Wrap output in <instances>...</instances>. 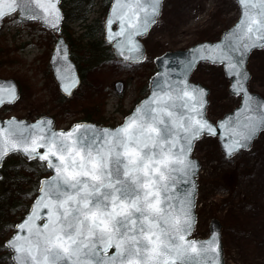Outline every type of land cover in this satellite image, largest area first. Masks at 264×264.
<instances>
[{
    "label": "water",
    "instance_id": "obj_1",
    "mask_svg": "<svg viewBox=\"0 0 264 264\" xmlns=\"http://www.w3.org/2000/svg\"><path fill=\"white\" fill-rule=\"evenodd\" d=\"M234 1L239 8V16L233 25L221 32L220 37L217 40H203L183 49L164 52L153 59L155 71L148 79L147 94L133 106L131 111L124 117L123 121L119 125L110 127L97 125L96 123L92 122H74L68 128L56 129L54 127V120L49 115L40 116L33 121L20 119L14 116L6 119L0 118V147L3 146V141L5 140H10L12 141V143L17 145V148L15 150H8L5 152L2 159H0V168L2 166L3 160L13 153H19L26 160H37L28 157L27 154L23 152V145L21 144L20 140L17 137L10 135L12 129H18L22 131L25 137H30L34 134L36 136L44 135L47 138L51 135L52 132L65 134L71 132L72 135L70 137L58 138L66 139V142L70 145L72 144V141L77 142L76 148L78 151H81V154L84 157L86 168L88 170H91L92 162L103 157L108 163V169H111L112 171V179H120L124 181V183L129 185V187L133 190L130 196H128L127 198L120 197V199L116 203L117 211H122V209L120 208L121 202L127 204L129 206L128 211L131 212L132 219L137 221L136 225L133 227V230L128 233L129 236L136 237V243L133 244L132 241L129 240L125 244H123L121 249V257H118V261L120 259H123L124 264H224L223 247L221 240L222 225L218 219L212 218L208 222L207 237H191L196 222V176L200 167L198 159L192 156L194 146L189 153V158L193 162L194 166L198 164L196 174L194 176L190 175L187 177L188 183L178 182V186L173 189V185L167 180L161 181L159 179V173L155 171V168L157 167H159L161 171H165L163 165H159L156 163V161L161 158L160 149L158 147L151 149L150 151L149 149H145L142 146L138 147L134 143L129 145L130 148H133L136 151L140 152L141 157H147L155 153L151 161H148L147 159L144 160V163L148 164V169L146 170L148 172V175L146 176L143 163L140 164L139 169H137L134 165L128 163L129 157L124 155L123 147L115 145L116 137L113 134H115L118 129L123 128L128 123L134 122V126L138 125L140 123V118L144 115L145 108L150 107L163 109V112H155L151 113V115H156L159 118L163 119L165 123L172 129L173 136L178 138L180 143H183L184 141L182 137L185 135V133L180 125L187 124L188 115H195L194 113H191L188 108L184 107V105L185 103L193 104L202 99L206 101V103L203 105V108L201 109L204 118L212 125L216 126L215 136H202L216 138L219 151L225 159L233 157L240 151L249 150L253 140L263 130H257L254 138L250 141V144L248 146L235 150L231 146V141L227 139V130L223 131V136L225 139L221 140L219 138L221 134V129L218 126L219 121L224 120L226 117L233 114L236 109L240 108L243 105V97L239 94L240 89L237 88V94H233L232 84L235 83V78H230L229 75H226L225 66L219 65L222 68L225 79L228 81L227 91L232 96L238 97L239 103L231 111L224 113L215 122H212L206 115V107L208 104L207 98L209 94L208 87L202 85L201 83L191 81V75L198 64L204 63L198 60L199 55L205 51V49L201 46H213L223 43L226 34L233 32L239 34L240 32L246 31L248 27L247 21L249 19L254 18L256 20H260L262 18V15H264V4H262L261 0H244L243 5L239 2V0ZM40 2L48 4L49 0H40ZM51 2L55 6L57 14L60 16V19L57 22L58 27L55 29L52 28L48 23H46V14L41 8L36 5L34 0H29L27 11L21 12L20 10H17V12L13 14H16L17 18L22 21H36L42 28L51 31L56 35V40L48 58V66L51 71L52 78L57 85L59 93L65 97H70L74 90L79 87L81 79L74 61L70 58L69 46L64 37L60 35V29L64 19L63 11L60 7L61 0H51ZM162 2L163 0H158L157 12L154 16V22L148 25L147 30L142 29V34L132 37L133 40L138 42V44L141 46L139 50H136L132 49L126 44V36L116 35L121 30L119 15H125L127 19V17H131L132 13L135 12L136 16L133 17V19L137 20L138 23H142L145 16H148L149 18L153 17V0H139V3L142 7H137L136 0H110V4L104 16V21L102 24L103 39L107 44L110 45L114 56L118 60L128 63L143 62L145 55V46L141 41V37L144 36L155 24L161 11ZM245 13H247V15H245ZM34 14L35 18H33ZM10 15H7L6 17ZM3 19H0V28L2 26ZM109 20L112 21L111 24L109 23ZM241 20H245L246 23L240 29H238L237 26L240 25ZM132 31L133 29L129 27L128 23L126 22V35ZM257 43L259 44L260 42L257 41ZM262 48L264 47L257 46L254 47L250 52H248L245 57L246 62L242 66L246 68L247 73L249 74L245 82V89L251 98L250 104L254 105H264V96H261L260 94L255 93L248 88L250 72L247 68V60L252 51L260 50ZM125 57H127V59H125ZM193 60L196 61L195 68L188 74L187 77H185V66ZM208 63L212 64L211 62ZM185 79L187 80L188 84L199 86L200 89L206 90V95L201 96L199 90H194L192 88L183 89L182 85L179 88L168 87V84L179 85L180 82ZM113 86L117 94L122 93L124 87L123 82L116 81L114 82ZM183 90L191 92L196 99L189 101L187 97L183 96ZM13 91L17 98L14 101L9 102ZM154 92L158 94L155 98L153 97ZM0 97H2L3 99V102L0 103V108L3 105H12L18 100L19 90L14 79L0 78ZM145 102L148 103L146 104ZM138 107L141 109L140 113L136 112V109ZM197 107H199L198 103ZM261 110L264 111V108H262ZM168 112L172 113L171 117L167 115ZM145 119L147 118L145 117ZM173 121H175V123H173ZM148 122L150 123V121ZM77 125H80L81 127L76 128ZM153 126L161 129V131L163 130V126L158 123ZM104 130H109V134H105ZM130 131H134V128L130 129ZM93 133H95V135H93ZM120 135L122 137L123 133H121ZM152 135L155 134L153 133ZM173 136H166V139L171 140ZM92 140H95V143H93L91 145V148H89V142ZM161 143L164 144L165 150H167L168 145L164 143V141H161ZM149 148H151V145L149 146ZM40 151L43 152L44 150L42 149ZM89 151H91L92 154L91 161L89 160ZM173 151L178 152L179 149L177 148ZM117 152L120 153L119 157L116 156ZM227 153L233 154L228 155ZM52 159L54 163H59V161L55 160V158ZM117 159L120 160L119 165L116 164ZM43 163L45 164L46 169L49 171V174L48 176L43 177L40 180L37 189V195L30 203L27 212L24 214L21 220L15 224L13 233L4 242L7 250L10 251V258L13 264H25V262L26 264H32L31 257L26 252H17L11 245H15L16 247H26L23 238H29V233L27 231V228L21 231L19 230L18 226L28 220L29 216L32 214L33 208H36L37 202L43 197L44 194L40 191V189L42 187L47 189L48 185L53 182L54 178L56 177L54 169H49L47 164L45 162ZM125 165H127V168L125 167ZM172 166L174 165H169V167ZM117 168L119 169L118 172L116 171ZM125 171H127L128 173L127 176L124 174ZM105 172H107V169L105 170ZM165 175L167 176L166 171ZM81 179L85 180L89 184L93 183L90 177H82ZM165 183L168 184L167 191H164L161 188V185ZM145 184L148 185L147 188L144 187ZM61 186L64 187L65 191H72L64 185ZM116 187H121V185H116ZM105 190L111 191L110 189ZM185 192L188 193V199L190 200V204H186L184 206L186 215L184 214V212H181V201L184 199ZM146 193L148 194V203H151L160 209L158 213L154 211L149 212L147 210V204L145 203ZM169 196L174 197V199L170 200ZM94 200L95 198L93 197V204L89 205V207L93 208V210H95ZM134 200L136 201L137 206L145 209L143 216L140 213L135 212V210L131 208ZM157 201H159V203H157ZM107 204L108 206L105 210L111 212V201H108ZM170 205L172 207H170ZM60 211L62 212V209ZM36 214L38 217L42 216V218H38L36 221H34V223L37 227L42 229L43 224L47 222V217L49 214L48 210L43 209L41 206L39 208H36ZM165 216L170 218V223L166 224L164 222L163 217ZM144 217H147L146 221ZM81 219H83V217H81ZM117 219H122V217H117ZM141 226L143 227V232H141L140 230ZM176 227L180 228L179 232H176ZM60 235H63V233H60ZM181 235L184 236L183 240L179 239V236ZM17 236H20L22 238L19 244H17L16 240L14 239ZM30 239L35 240L36 237L32 236ZM193 241L197 243L192 244L191 242ZM41 249L42 246L40 248H37L35 245H33L32 254L39 257L40 264H50L52 257L49 256L48 260L45 261L44 256L46 254L42 253ZM129 249L133 253L131 256L129 255ZM137 249H139L138 252L136 251ZM177 249L180 252L179 255H177ZM55 250L60 251L62 257L65 255L62 252V249L57 248ZM115 253V247H110L107 251V256H113ZM101 254L103 255V253ZM80 259L86 261L91 258L83 256L82 253ZM64 264H70V262L65 260Z\"/></svg>",
    "mask_w": 264,
    "mask_h": 264
},
{
    "label": "rangeland",
    "instance_id": "obj_2",
    "mask_svg": "<svg viewBox=\"0 0 264 264\" xmlns=\"http://www.w3.org/2000/svg\"><path fill=\"white\" fill-rule=\"evenodd\" d=\"M100 3L94 0L86 23L102 20ZM238 16L234 0H163L155 24L141 37L146 51L144 62L132 64L116 58L106 62L86 76L94 91L84 95V100L61 104L48 66L54 44L51 32L36 21L24 22L16 14L10 15L0 28V78L14 79L22 86L19 88L17 83L19 98L23 95L16 113L10 115H23L30 105L46 111L56 128H67L82 116V108L96 106L107 124L118 125L134 106L136 85L145 79L148 65L156 56L203 40H217ZM68 26L77 34L81 24ZM247 67L249 89L264 96V48L251 52ZM191 80L209 89L206 114L211 121L237 106L239 98L228 93L220 66L200 63ZM116 81L123 82L121 94L114 90ZM217 149L216 139L211 137H202L193 149V157L200 161L204 172L197 177L201 204L196 209L192 236L206 237L208 222L216 218L222 225L223 255L229 264H264V130L249 150L229 159L220 157ZM229 173L234 174L233 183L227 182Z\"/></svg>",
    "mask_w": 264,
    "mask_h": 264
},
{
    "label": "snow or ice",
    "instance_id": "obj_3",
    "mask_svg": "<svg viewBox=\"0 0 264 264\" xmlns=\"http://www.w3.org/2000/svg\"><path fill=\"white\" fill-rule=\"evenodd\" d=\"M29 0H0V19H3L7 15L16 13L17 10L21 12L28 10ZM36 5L41 8L46 14L45 19L52 28L58 27V21L60 16L57 14L55 6L49 0L48 4L41 3L40 0H34ZM243 5L244 0H239ZM264 4V0H261ZM137 7H142L139 0H136ZM158 0H153V17L149 18L145 16L142 23H138L133 17L136 13L133 12L131 17H125V15H119L121 30L116 35L126 36V44L132 49L139 50L140 45L138 42L133 40V36L142 34V29L147 30L148 25L154 22V16L157 12ZM247 15V13H245ZM35 18V14L33 15ZM128 23L129 27L133 29L132 32L126 35L125 24ZM111 24L112 21L109 20ZM246 21L241 20L240 25L237 26L240 29L245 25ZM248 27L246 31L236 32L226 34L224 37V42L216 44L213 46H201L205 49L198 57L199 61L211 62L213 65L219 66L224 65L226 68V75L230 78H235V83L232 84L233 94L236 93V89H240V95L243 97V105L236 109L235 112L224 120L219 121V128L221 129L220 139L224 140L223 131L227 130V139L231 141V146L233 149L243 148L250 144V141L254 138L257 130H264V105H254L250 104V96L245 89V82L248 77L246 68L242 67L245 64V57L248 52H250L254 47H264V15L260 20L249 19L247 21ZM231 37V39H230ZM257 41L260 43L258 44ZM127 59V57H125ZM196 61L193 60L189 62L184 69V76L187 77L188 74L194 70ZM183 86V89L192 88L194 90H199L201 96L206 95V90L200 89L199 86H193L187 83V80H182L179 85L168 84L169 88H179ZM157 93H153V97H157ZM183 96L187 97L189 101L195 100L196 98L191 92L183 90ZM17 97L14 94L11 96L9 102H12ZM3 102L2 97H0V103ZM146 104L148 102H145ZM197 103L199 107H197ZM206 101L200 99L196 103L188 104L185 103L184 107L188 108L191 113L195 115L187 116V124H181L180 127L183 129L185 135L182 137L183 143H180L179 139L173 136L172 129L165 123V121L156 115H151L155 112H163V109L156 108H145L144 115L140 118V123L134 126V122L126 124L123 128L118 129L115 134H113L115 139V145L124 148V155L129 157V164L134 165L137 169L140 168V164L143 163L145 169V175H148L146 171L148 169V164L144 163L147 159L151 161L153 159L152 155L147 157H141L140 152L133 148H130V144H136L138 147L142 146L145 149L159 148L161 158L156 161L157 164L163 165L165 171H161L159 167L155 168V171L159 173V179L161 181H169L173 185V189L178 186V182L188 183L187 177L196 174L197 165H193V162L189 158V153L191 152L194 141L199 139L202 135L215 136L216 126L208 122L203 115L201 109ZM141 109L138 107L136 109L137 113H140ZM168 116H172L171 112L167 113ZM145 117L147 119H145ZM199 117V118H197ZM150 121V123L148 122ZM160 124L163 126V130L154 127L155 124ZM175 123V121H173ZM81 127L77 125L76 128ZM134 131H130L133 129ZM105 134H109V130H104ZM121 133L123 136L121 137ZM155 135H152V134ZM10 135L17 137L21 144L23 145V152L27 154L28 157L37 159L39 161L45 162L49 169H54L56 177L53 182H51L47 189L41 188L40 191L44 194L43 197L37 202L36 208L42 206L43 209L48 210L47 222L43 224V228H39L35 225L38 217L36 214V208H33L32 214L29 216L28 220L21 223L18 228L23 231L27 228L29 233V238H23L25 246L16 247L11 245L15 251L26 252L30 257L32 264H40L39 257L33 255V245L37 248L42 246V253L46 254L44 256L45 261L51 256L50 264H64L67 260L70 264H124L123 259L118 261V257H121L122 245L127 241L131 240L133 244L136 243L135 236H129L128 233L133 230L137 221L132 219L131 212L128 211L129 206L120 203V208L122 211H117L116 203L120 197L127 198L133 192V190L120 179H112V171L108 169L107 161L101 157L98 160L91 163V170L86 168L84 157L81 151L76 148V141H72V144H68L66 139H61L58 137H70L71 132L65 133H55L52 132L47 138L44 135L36 136L32 135L30 137H25L23 132L18 129H12ZM95 135V133H93ZM166 136H173L171 140H167ZM30 141V143H29ZM164 141L168 145L167 150H165ZM95 143V140L89 142V148ZM151 145V148L149 146ZM17 145L12 143L10 140L3 141V146L0 147V159L8 150H15ZM179 149L178 152L173 151L174 149ZM44 150L41 152L40 150ZM232 155L233 153H227ZM89 160H92L91 151L88 153ZM110 155V153H109ZM120 153H116L119 157ZM58 160L59 163L53 162V159ZM79 159V163H78ZM116 164H120V160H116ZM174 165L169 167V165ZM127 168V165H125ZM107 169V172L105 170ZM118 172L119 169L117 168ZM128 175L127 171L124 173ZM82 177H90L93 183L89 184ZM59 181V182H58ZM72 190L71 192L65 191L64 187ZM116 185H121V187H116ZM145 188L148 187L147 184L144 185ZM162 190H168V184L165 183L161 185ZM105 189H110L111 191H106ZM119 194V195H117ZM147 193L145 194V203L147 204V210L149 212H159L160 209L155 205L148 203ZM94 208L89 207L93 204ZM169 199H174V197L169 196ZM111 201L112 211L108 212L107 202ZM159 203V201H157ZM190 204L188 199V193H184V199L181 201V212L186 211L184 206ZM170 207H172L170 205ZM131 208L135 212L144 215L145 209L137 206L134 200ZM62 209V212L60 211ZM83 217V219H81ZM117 217H122V219H117ZM145 221L147 217H144ZM164 222L170 223V218L163 217ZM131 226V227H130ZM141 232H143V227L141 226ZM176 232L180 231L179 227L175 228ZM63 233V235H60ZM35 236L36 239H30ZM19 244L21 237L17 236L14 238ZM180 240L184 239V236H179ZM192 244L197 242L193 241ZM115 247L116 253L113 256H107V251L110 247ZM62 249L65 254L63 257L60 251L55 249ZM129 255L133 253L129 249ZM137 252L139 249L136 250ZM83 256L90 257L88 260H81V254ZM103 253V255L101 254ZM180 252L177 249V255ZM75 257V259H74ZM26 264V262H25Z\"/></svg>",
    "mask_w": 264,
    "mask_h": 264
},
{
    "label": "trees",
    "instance_id": "obj_4",
    "mask_svg": "<svg viewBox=\"0 0 264 264\" xmlns=\"http://www.w3.org/2000/svg\"><path fill=\"white\" fill-rule=\"evenodd\" d=\"M109 3L110 0H101L102 20L86 23L87 15L92 12L94 0H61L60 2V7L64 14L60 34L64 36L65 41L69 45L71 59L76 64L81 78L80 86L73 92L72 98L64 97L61 94L57 95V99L61 104L69 102L70 100H84V95L94 91L91 89L90 80H86L87 74L102 67L106 62L115 60L110 46L103 39L102 30L103 18ZM75 22L81 24L80 31L77 34L68 26L70 23ZM50 35L53 41H55V35L51 33ZM205 64L207 65V63ZM154 70L153 63L149 64L145 79L137 83L136 102L147 93V81ZM18 85L19 88L22 87L19 83ZM22 97L23 95L21 94L17 103L5 105L0 108V118L10 116L11 113H16L17 110L15 107L19 105L18 103ZM29 106H27V114H17L16 116L27 120H34L46 114V111ZM81 111L82 116L75 119L76 121L94 122L96 124L113 126L107 124L106 119L101 116L96 106L82 108ZM218 154L222 157L219 151ZM0 172V264H12L10 252L5 248L4 242L13 232L15 224L28 210L31 201L37 194L40 180L47 176L49 172L43 162L25 160L18 153L11 154L5 158ZM233 175L232 173L226 175L227 182H234Z\"/></svg>",
    "mask_w": 264,
    "mask_h": 264
}]
</instances>
